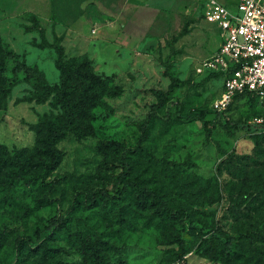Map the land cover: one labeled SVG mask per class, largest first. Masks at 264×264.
Segmentation results:
<instances>
[{
  "label": "rangeland",
  "instance_id": "1",
  "mask_svg": "<svg viewBox=\"0 0 264 264\" xmlns=\"http://www.w3.org/2000/svg\"><path fill=\"white\" fill-rule=\"evenodd\" d=\"M218 1L233 5L237 0ZM209 2L156 0V8L139 11L133 0H0L2 38L51 84L60 82L61 73L54 50L38 46L40 35L30 29L36 22L50 42L61 36L68 58H88L95 74L122 88L120 95H104L83 112L81 135L69 133L59 142L63 160L45 180L48 185L41 180L0 185V264H96L86 239L98 246L102 264H224V244L212 232L220 228L239 235L256 203L264 201V131L245 125L258 115L257 101L247 96L237 97L225 114L236 122L229 130L223 116L213 112L205 119L177 118L179 110L212 109L223 91L219 76L198 70L222 41L209 18ZM13 67L10 61L2 73L14 86L0 106V146L20 156L29 172L39 173L49 156L44 130L33 125L62 109L52 96L29 100L38 93V82L23 72L14 76ZM170 75L181 81L173 90ZM153 89L167 98L160 103ZM153 105L159 107L142 140L140 124ZM110 141L131 148L141 144L153 153V160L132 154V173L171 205L186 208L184 220L144 207L129 194L96 205L81 202L70 210L80 193L103 189L118 196L122 155L107 145ZM225 151L234 158H226ZM10 169L0 166V178L7 179ZM61 216L68 217L70 238L51 240L52 256L16 251V237L40 244L52 232V220ZM107 242L127 249L118 253ZM250 249L249 240L239 236L237 252L249 256ZM233 263L253 264L245 257Z\"/></svg>",
  "mask_w": 264,
  "mask_h": 264
},
{
  "label": "trees",
  "instance_id": "2",
  "mask_svg": "<svg viewBox=\"0 0 264 264\" xmlns=\"http://www.w3.org/2000/svg\"><path fill=\"white\" fill-rule=\"evenodd\" d=\"M30 29L39 33V47L54 50L56 54L55 66L61 73L60 82L51 84L42 70L20 61L18 54L9 47L0 33V106L10 97L14 86L13 80H9L2 75V73L8 69L9 62L12 61L14 62V67L12 69L14 76L23 72L26 76L33 77L38 82V93L31 96L29 100L45 102L52 96L53 105L55 107H60L62 113H46L37 124L33 125L35 128L44 130L43 148L49 156V160L43 163L39 173L29 172L26 168L25 162L20 156L12 155L6 145L0 146V166L11 167L7 176L8 178H0V185H6L9 187L14 186L17 182H24L26 185H35L40 180L42 185H48L45 183V180L57 169L63 160V153L57 145L69 133L81 135L83 112L88 110V108L97 106L100 103V100L103 99L104 95L113 97L122 93V88L119 85L114 84L111 77H103L94 73L92 63L88 58H68L66 56L65 48L61 43V36H56L54 41L50 42L46 36L45 29L38 22L34 23ZM212 74L219 76L221 79L223 78L222 73L212 72ZM170 78L172 81L170 86L173 90L175 86H178L181 83V81L172 75H170ZM153 93L157 96L160 103L168 96L161 90L153 89ZM242 96L251 97L257 101L259 115L260 108L258 96L251 92H243L238 93L234 100L237 97ZM232 104L233 102L229 107H231ZM158 107V105H153L152 112L140 124L142 140L147 135L150 122L152 117L156 116V109ZM229 107L224 112H218L213 107L208 110H194L191 113H181L179 110L177 118L181 120L205 119L209 113L213 112L220 117L223 116V126L229 130L236 125V122H232L229 119L227 120L225 117ZM245 125L248 128L260 129L259 126L250 123V121ZM107 145L122 155L123 171L118 178V183H122V187L118 189V196L110 194L107 190L103 189H98L91 195L80 193V197L74 200L70 210L78 208L81 202H85L87 206L96 205L100 200H115L129 194L138 204L154 209L155 211L157 210L161 215H167L179 220H184V218H186V208H176L171 205L167 199L158 194L155 186L148 184L140 176L133 175L131 162L132 154L147 157L150 160L155 159L153 153L146 146L139 144L135 148H131L118 141H110ZM225 153L226 158H229L230 160L234 158V153H228L226 151ZM242 158L244 157H241V159ZM235 203L239 202L235 201ZM232 209L235 212V204H232ZM254 212L255 214L252 217L249 226L246 229L241 230L239 235L228 236L221 231L220 228L213 230V237L220 239L224 244V247L221 250V259L224 264H234L233 261L241 257H245L253 264H264V201L262 202L261 200L259 204L256 203ZM67 218V216H61L57 219H53L50 224L52 232L46 233L42 237L40 244H28L26 240H23V237H16L14 242L16 251L23 254L31 252L33 256L39 253L43 256L46 254L52 256L56 248L50 247L51 240L70 238V231L66 228ZM239 236L240 238H246L249 240L251 245V255L247 256L243 253L237 252L236 247L239 241ZM86 241L92 251L96 264H102V256L99 252L98 246L88 239H86ZM106 244L111 249L121 254L127 249V246H116L109 242Z\"/></svg>",
  "mask_w": 264,
  "mask_h": 264
},
{
  "label": "built area",
  "instance_id": "3",
  "mask_svg": "<svg viewBox=\"0 0 264 264\" xmlns=\"http://www.w3.org/2000/svg\"><path fill=\"white\" fill-rule=\"evenodd\" d=\"M208 8L222 41L198 70L223 74V91L213 108L224 112L238 93L251 92L260 108L251 123L264 130V0H239L235 8L210 0Z\"/></svg>",
  "mask_w": 264,
  "mask_h": 264
},
{
  "label": "crops",
  "instance_id": "4",
  "mask_svg": "<svg viewBox=\"0 0 264 264\" xmlns=\"http://www.w3.org/2000/svg\"><path fill=\"white\" fill-rule=\"evenodd\" d=\"M135 2V7L139 11L149 9V8H156V0H133ZM239 0H237L233 5H228L226 3H223L224 5L230 7V8H235ZM138 18V12H135V14L132 16L133 20H136Z\"/></svg>",
  "mask_w": 264,
  "mask_h": 264
}]
</instances>
